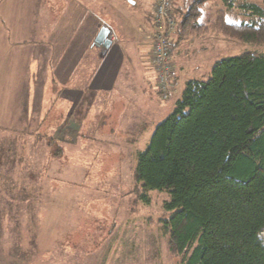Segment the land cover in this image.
<instances>
[{"label": "crops", "instance_id": "1", "mask_svg": "<svg viewBox=\"0 0 264 264\" xmlns=\"http://www.w3.org/2000/svg\"><path fill=\"white\" fill-rule=\"evenodd\" d=\"M134 1V6L128 5L130 11L127 15L106 22L78 0H0V126L10 127L9 130L15 126L51 127L49 141L56 142L59 147L56 154L59 159L56 163L52 161L56 164L54 172L60 175L56 179L61 184L58 187L61 191L89 190L92 186L85 185L90 184L89 180L84 184L71 178H75V173L89 174L93 167H103L99 159L104 156L112 162L115 160V167L110 170L112 180L116 174L124 172L125 162L119 151L122 144L119 143H123L126 153L131 154V135H137L139 144L149 132V122L151 125L157 123L155 117L161 115L164 101L155 86L152 49L142 34L143 30L151 31L156 0ZM197 1H173L177 23L178 18ZM257 2L244 0L237 7L234 0L205 1L199 4L198 25L208 26L220 14L230 24L250 23L251 12L244 5ZM102 28L109 29L110 41L112 37L116 39L115 43L111 41L108 49L95 46ZM179 31L178 28L172 46L173 94L178 91L174 105L185 85L199 77L200 68L190 69V61L202 64V55L213 50L210 47L235 44L218 35L182 41ZM193 44L202 46L184 49ZM248 49L249 45L247 50L240 51L241 54L251 51ZM167 113L168 116L171 112L168 110ZM160 119L162 122L166 118L162 116ZM155 129L152 128L151 136ZM81 142L99 144L92 147L94 144L81 145ZM149 144L150 141L145 147ZM102 146L111 151L101 152ZM143 151L136 149L134 152V169L138 154ZM51 168L43 170L40 167L38 173L49 174ZM117 183L120 188L124 186L123 180ZM39 184L35 182L33 185L42 196L37 203L34 201L39 207H36V216L41 212V216L46 214L55 216L57 221L73 220V223L85 219L75 214L79 213L80 204L84 203L81 204L84 206L87 202L85 198L72 203L67 201L66 207H61L58 205L61 201L54 200L55 183ZM71 194L74 197L73 192Z\"/></svg>", "mask_w": 264, "mask_h": 264}, {"label": "trees", "instance_id": "2", "mask_svg": "<svg viewBox=\"0 0 264 264\" xmlns=\"http://www.w3.org/2000/svg\"><path fill=\"white\" fill-rule=\"evenodd\" d=\"M205 1L178 22L180 39L214 33L254 50L217 62L207 82L185 85L138 154L139 200L170 194L173 215L162 231L177 264H264V0L244 5L250 23L220 14L201 26Z\"/></svg>", "mask_w": 264, "mask_h": 264}, {"label": "rangeland", "instance_id": "3", "mask_svg": "<svg viewBox=\"0 0 264 264\" xmlns=\"http://www.w3.org/2000/svg\"><path fill=\"white\" fill-rule=\"evenodd\" d=\"M78 1L106 22H114L116 18L119 20L124 17L130 11L128 5L134 6L136 3L134 0ZM234 1L237 7L244 2ZM253 1L260 2L251 0ZM182 18L183 15L178 21H182ZM152 23L153 14L151 28ZM142 32L146 38L150 31ZM211 35L216 34L195 39L201 40ZM234 43L229 46L224 44L210 47L213 50L202 55L200 62L202 64L197 65L190 61V69L195 66L200 68L199 77L196 79L207 82L220 58L240 55L241 50L248 48V45ZM195 46L197 48L202 45ZM195 46L193 44L184 49L193 50ZM249 47L254 50L253 47ZM189 57L195 58L196 55ZM177 95L178 91L171 95L168 101L162 102L163 105L158 102L162 109L160 117L159 115L155 117L157 123L161 122L162 116L168 118L172 114ZM141 96L140 94V98ZM168 110L171 113L167 116ZM157 123L151 125L149 122V132L140 139L139 144L136 142L137 135H131V154L126 153L123 143H119L122 144L119 151L122 153L125 167L124 172L116 174L113 180L110 170L114 169L115 160L112 162V159L104 156L99 159V164L103 167L98 169L93 167L89 174L75 173V178H71L72 181L76 180V183L83 181L84 184L89 180L90 184H85L92 186L89 190L62 189V191L58 189L61 184H58L59 181L56 179L58 176L60 178V175L53 170L56 167V159H59V155L56 156L59 147L56 142L54 144L49 141L51 127L15 126L9 130L10 127L0 126V264H177L181 257L170 254L169 237L162 231L163 221L173 215V212L165 209V203L170 201V194L166 191L151 192L147 195L150 204H145L139 200V185L134 177V152L136 149L146 150L145 144L151 141L150 132L152 128L157 127ZM35 130L40 131L37 133ZM90 143L81 142V145ZM91 144H94L92 147H96L99 143ZM102 147L104 148L101 152L110 150L106 146ZM40 167H43V170L51 168L52 172L38 173ZM83 176L85 180L82 179ZM122 180L124 186L120 188L117 181ZM51 181L56 187L54 200L61 201V204H58L61 207H66L67 201L72 203L74 200L80 201L85 198L87 202L84 206L81 205L84 203H81L77 210L79 213H75L84 216V220L74 223L73 220L60 222L55 216H47L44 213L41 216V212L35 215V210L39 207L34 205V201L37 203L38 198L42 196L33 185L35 182L44 184ZM69 194L70 197H67Z\"/></svg>", "mask_w": 264, "mask_h": 264}, {"label": "built area", "instance_id": "4", "mask_svg": "<svg viewBox=\"0 0 264 264\" xmlns=\"http://www.w3.org/2000/svg\"><path fill=\"white\" fill-rule=\"evenodd\" d=\"M174 0H156L153 23L146 41L151 45V64L155 73V86L162 101H168L175 92L172 46L177 31V13ZM112 42H116L114 37Z\"/></svg>", "mask_w": 264, "mask_h": 264}, {"label": "water", "instance_id": "5", "mask_svg": "<svg viewBox=\"0 0 264 264\" xmlns=\"http://www.w3.org/2000/svg\"><path fill=\"white\" fill-rule=\"evenodd\" d=\"M110 31L107 28H102L95 40V46L103 47L108 49L111 46V41L109 40Z\"/></svg>", "mask_w": 264, "mask_h": 264}]
</instances>
